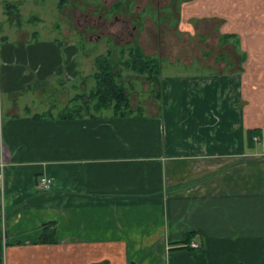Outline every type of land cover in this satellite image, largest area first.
<instances>
[{"label": "crops", "instance_id": "1", "mask_svg": "<svg viewBox=\"0 0 264 264\" xmlns=\"http://www.w3.org/2000/svg\"><path fill=\"white\" fill-rule=\"evenodd\" d=\"M183 2L232 47L199 72L161 70L159 98L123 117L80 111L95 69L80 76L75 40L0 27L6 264H264V0Z\"/></svg>", "mask_w": 264, "mask_h": 264}, {"label": "rangeland", "instance_id": "2", "mask_svg": "<svg viewBox=\"0 0 264 264\" xmlns=\"http://www.w3.org/2000/svg\"><path fill=\"white\" fill-rule=\"evenodd\" d=\"M183 3V0H0V27L1 32L7 29L6 34L16 39L18 33L7 27V21L12 18L28 32L37 31L39 41L64 44L75 40L80 55V76L94 71L96 55L106 53L109 48L118 51L136 43L148 56L160 60L162 71L199 72L203 64L222 59L221 52L232 44L226 43L229 40L224 43L219 37L217 20L201 23L184 20L180 7ZM135 5H140L139 9ZM101 14L112 21L102 23L98 19ZM114 14L119 15L118 20L112 18ZM122 16L128 17L130 23L121 22ZM85 17H88L86 21ZM234 55L231 52L227 57L233 59ZM122 74L133 109L139 104H148L158 92L146 75L129 70H123ZM91 76L86 80L84 92H88L89 84L94 85Z\"/></svg>", "mask_w": 264, "mask_h": 264}, {"label": "trees", "instance_id": "3", "mask_svg": "<svg viewBox=\"0 0 264 264\" xmlns=\"http://www.w3.org/2000/svg\"><path fill=\"white\" fill-rule=\"evenodd\" d=\"M233 36L222 35V41H226ZM96 65L93 77L94 85L88 92L80 96L82 103L80 111L82 113L89 111L110 110L116 116H129L135 111H141V106L133 109L132 100L128 94L127 88L123 84V70H129L136 74L146 75L150 84L160 88L161 62L155 57L148 56L142 47L136 44H129L115 51L109 48L106 53L94 57ZM146 80V81H147ZM159 91V90H158ZM159 98L158 93H154ZM52 227V228H51ZM40 242L50 243L54 241V224H45L42 226ZM3 251L0 247V264H3Z\"/></svg>", "mask_w": 264, "mask_h": 264}, {"label": "flooded vegetation", "instance_id": "4", "mask_svg": "<svg viewBox=\"0 0 264 264\" xmlns=\"http://www.w3.org/2000/svg\"><path fill=\"white\" fill-rule=\"evenodd\" d=\"M139 7H140V5H135V9H139ZM121 9H122V11H124L125 10V6H122L121 7ZM103 14H101L100 16H98V19L102 22V23H106V22H111L112 20H107V19H105V18H103ZM118 14H114L113 16H112V18L114 19V20H118L119 18H118ZM87 18L88 17H85V21L87 20ZM120 21L121 22H123V23H130L129 21H130V19H128V17H126V16H122L121 18H120ZM134 28L135 27H132V29L134 30ZM131 35L133 34L132 32L130 33Z\"/></svg>", "mask_w": 264, "mask_h": 264}, {"label": "built area", "instance_id": "5", "mask_svg": "<svg viewBox=\"0 0 264 264\" xmlns=\"http://www.w3.org/2000/svg\"><path fill=\"white\" fill-rule=\"evenodd\" d=\"M39 181H41V185L43 186L42 188L45 189L46 191H48L50 186H52V180H50L49 178L46 179V177H42L39 179ZM190 245H191V249L197 248L199 246L197 243H193ZM3 264H6L5 261L3 262Z\"/></svg>", "mask_w": 264, "mask_h": 264}]
</instances>
